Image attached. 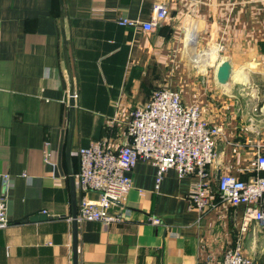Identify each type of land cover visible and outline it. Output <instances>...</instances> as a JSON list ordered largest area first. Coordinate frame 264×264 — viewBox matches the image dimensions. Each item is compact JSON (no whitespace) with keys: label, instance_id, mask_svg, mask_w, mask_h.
<instances>
[{"label":"crops","instance_id":"1","mask_svg":"<svg viewBox=\"0 0 264 264\" xmlns=\"http://www.w3.org/2000/svg\"><path fill=\"white\" fill-rule=\"evenodd\" d=\"M161 5L169 16L154 31L120 23L150 22ZM62 14L76 89L75 175L79 149L125 142L130 113L161 87L179 91L187 105L200 103L223 131L211 167L212 206L190 205L194 176L171 168L158 184L157 167L141 161L125 205L131 217L109 226L79 223V264H201L238 244L264 264V229L252 222L243 231L246 206L225 205L218 193L226 171L244 180L258 174L253 144L264 125L254 109L264 99V0H0V194L10 221L0 229V264H73ZM221 42V56L234 67L229 85L216 78ZM76 188L79 203L77 180ZM41 214L48 217L30 220Z\"/></svg>","mask_w":264,"mask_h":264},{"label":"built area","instance_id":"2","mask_svg":"<svg viewBox=\"0 0 264 264\" xmlns=\"http://www.w3.org/2000/svg\"><path fill=\"white\" fill-rule=\"evenodd\" d=\"M168 16V7L161 5L156 18L150 22L124 18L120 23L151 32ZM217 50L221 61L225 60L227 57L221 55L226 50V43H219ZM254 111L264 125V99L258 101ZM222 132L218 123L204 115L200 103L185 104L182 94L169 87L155 90L149 102L130 113L125 142L113 146L102 140L79 149L81 167L75 175L82 194L78 203L79 223L92 221L109 226L127 221L131 214L125 205L134 188L133 171L141 161L157 167L158 184L171 168L176 169L180 177L194 176L196 180L189 196L190 205L200 211L212 206L211 167L219 160L217 141ZM257 136L259 139L253 145L254 170L258 174L244 180L226 171L218 180L221 203L246 206L243 231L252 222H257L264 229V130L262 134L258 131ZM91 191L99 196L89 198L87 193ZM9 223L7 201L0 194V229ZM153 223L158 224L160 220L153 218ZM201 264L256 262L246 256L238 244L228 248L223 259L208 255Z\"/></svg>","mask_w":264,"mask_h":264},{"label":"water","instance_id":"3","mask_svg":"<svg viewBox=\"0 0 264 264\" xmlns=\"http://www.w3.org/2000/svg\"><path fill=\"white\" fill-rule=\"evenodd\" d=\"M63 3V0H61ZM62 30L64 36V51L65 58L69 68L71 89H70V127L68 134V144H67V161L69 165L70 179L72 185V196H73V264H79V221H78V202H77V192H76V177L72 167V148L73 139L76 127V89L73 78V71L71 60L67 48V35L65 32L64 25V14H62ZM234 72L233 64L230 58H225L223 62L219 65L216 73V78L219 84L229 85L232 80V75ZM48 215L41 214L30 218V220L46 219Z\"/></svg>","mask_w":264,"mask_h":264}]
</instances>
